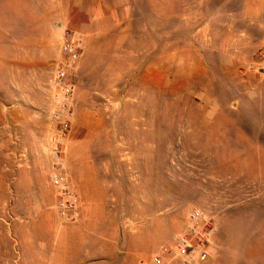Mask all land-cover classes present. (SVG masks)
<instances>
[{
    "label": "rangeland",
    "instance_id": "obj_1",
    "mask_svg": "<svg viewBox=\"0 0 264 264\" xmlns=\"http://www.w3.org/2000/svg\"><path fill=\"white\" fill-rule=\"evenodd\" d=\"M234 2L0 0V264H36L64 230L76 264L168 259L194 208L213 226L199 264H264V29L232 28ZM66 29L82 52L74 115L55 118ZM103 168L85 190L103 219H66L52 173ZM98 229L109 253L80 234Z\"/></svg>",
    "mask_w": 264,
    "mask_h": 264
},
{
    "label": "built area",
    "instance_id": "obj_2",
    "mask_svg": "<svg viewBox=\"0 0 264 264\" xmlns=\"http://www.w3.org/2000/svg\"><path fill=\"white\" fill-rule=\"evenodd\" d=\"M62 60L55 68L52 77L54 87V99L58 112L54 113L57 118L60 115L72 117V100L74 95V77L77 62L80 58L82 47L79 37L71 30L64 31L61 44ZM264 69V66H262ZM51 180L58 194L61 214L66 219L75 220L79 216V194L76 185L61 171H54ZM191 227L188 232L180 234L173 246V256L164 258L157 254L150 260H142L140 264H174L179 259L180 264H199L209 257L208 243L212 230V223L204 220L201 209L194 208L191 212Z\"/></svg>",
    "mask_w": 264,
    "mask_h": 264
},
{
    "label": "crops",
    "instance_id": "obj_3",
    "mask_svg": "<svg viewBox=\"0 0 264 264\" xmlns=\"http://www.w3.org/2000/svg\"><path fill=\"white\" fill-rule=\"evenodd\" d=\"M234 4L237 6L236 11L234 15L231 17L230 23H232V28L234 29H245V30H252V29H264L263 25V19H264V2L262 0H235ZM243 6L242 11L240 8ZM239 7V8H238ZM256 7L257 10H254L252 12V8ZM262 7V8H261ZM102 8L104 13H109L113 11V6L111 4L102 3ZM263 9V10H261ZM255 11H257L255 13ZM257 24V25H256ZM88 170V168H86ZM82 172L80 174H76L74 179V183L77 184L78 191H79V204H80V211L81 214H86L87 208H89L90 214L93 216V214L97 213L100 215L103 219V216L105 214V193L103 192L100 194V197H97L95 193L89 195L88 191L86 190V183L88 180V175L91 176L92 184L97 179L99 181H102V178H108L110 175H112L110 168H103L104 172H101L100 178H95V172L88 173V171ZM102 177V178H101ZM73 183V184H74ZM95 206H99L98 209H96ZM95 207V208H94ZM83 237L88 238L87 246L90 247L91 254L92 253H100L102 254L107 253L110 249V236L107 231H103L102 229H98L96 231H85L84 233H80ZM46 239L44 240V244L46 247L44 248V252H38L36 256V264H70L71 262L73 264H76V257H74V254H76L75 249L77 247V237L79 234H77L76 231H58L56 233L54 232H48L46 233ZM81 237V236H80ZM61 239V240H60ZM63 239V240H62ZM65 246L68 248V251L65 250L63 252H59L60 247ZM72 248V251H71ZM114 250V249H113ZM88 251H83L81 253V261L84 262L85 260V254ZM109 253V252H108ZM93 258V257H92ZM27 262L29 261V257H26ZM175 264H179V261L175 262Z\"/></svg>",
    "mask_w": 264,
    "mask_h": 264
}]
</instances>
